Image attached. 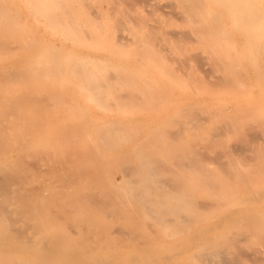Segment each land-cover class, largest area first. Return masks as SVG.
Instances as JSON below:
<instances>
[{"label": "bare ground", "instance_id": "6f19581e", "mask_svg": "<svg viewBox=\"0 0 264 264\" xmlns=\"http://www.w3.org/2000/svg\"><path fill=\"white\" fill-rule=\"evenodd\" d=\"M140 2L141 4H138L139 3L138 2L135 5H130L127 3V1L125 3V1L123 0L122 1L120 0H0V264H76L82 260L89 259V256L93 257L94 254H99L97 253V251H100L99 250L101 248L100 245L101 244L103 245V243H99V240L97 239L99 238L97 236L102 232L101 231L102 228L100 229L101 232H99L98 226L100 225L103 226L101 220L104 218L103 213H105L106 211L103 212V210H105L103 208L104 206L102 208H99L101 203L98 205L99 206L98 208L95 207L96 206L94 205L95 203L94 204L93 202L89 203L88 199L90 195L88 194L95 192L94 188H97L98 191L96 190V192L98 193H103L104 191L107 192L105 189L107 190L110 189L113 191L112 188H114L117 184L118 185L125 184L127 182V179H129L128 175L122 173L123 175L122 181L120 182L121 179L116 181V178L114 179L113 176L111 175V173L112 174L115 173L112 171L111 165L110 166L108 165L109 168L108 170L105 168L106 166L104 168L101 167V169L99 170L101 172V173L98 172L101 174L100 179L104 178L101 179L102 181H100L99 178H97L99 176H94L93 173L89 172L90 170H88L89 168L86 166L88 164L84 165L87 167L88 170V173L83 174L85 175L84 178L82 177L80 178L79 175H76L79 178L76 177L77 179H74L75 176L74 177L70 176L73 173L81 174V172L79 173L80 170L79 167L85 163L80 165L82 160L78 161V158H83V156L88 152L92 158L99 160V161L95 160L97 161V163L100 162V164L104 166L106 164V163L104 164V162L109 161L107 159L111 154L110 150L112 149L113 142L114 143L116 142L113 147L116 146L115 148H118L117 146H119L117 144L118 143L117 141H112L113 138L112 133L115 132L116 136L120 135L118 134L119 133L118 130L119 129L123 130L124 127L125 129H127L126 125H123V128H120L118 124L122 123L121 120H119V123L117 124L115 123L117 125L116 126L114 124L116 120L112 121L110 120L111 118L110 119L108 118L109 120L102 119L103 123H101V125L102 124L105 125L104 121L107 123L108 121L111 122V123L109 122L111 125L108 126L107 124L106 126L103 125L104 129H106L105 127H109V126L113 127L112 124H114V128L116 126V129L117 128L118 129L116 130L113 129L112 127L111 128L114 131L111 130L110 127L109 129H107L108 132L110 133L111 131H113L111 133L112 135L108 133L111 136L110 139L105 138L104 134H103L104 137L102 136L98 137L99 134H102L101 131L99 130L100 129L99 125H98L99 129L96 128L90 120L92 118L88 116L90 118L89 119L90 121L88 120V118H86L87 117V115H85L86 113L85 114L83 113V115L85 116L83 119L84 120L86 119L85 121H83L82 114H81L82 116L80 115L81 117L79 116L78 118V115L81 112L79 113L78 110L77 111L74 110V112L73 111L72 112L74 114L78 112V115L76 116L69 115V118L68 117L67 119L64 118L67 120L66 125L69 127L71 126L70 128L71 132L69 130L65 131L63 124H61L63 127L60 126L59 124V126L62 127L63 130L61 128H58L59 129L58 133L61 131V133L63 132V134H61L62 136L58 133L56 134V131L54 132L53 128L54 126L58 127L57 125L59 122L55 123L53 121L54 125L53 123H51V127H50L49 119L45 117L43 120L42 118L44 117L43 114L46 113V111L45 112L42 111L44 103L41 105L39 104L41 102L38 103L42 108L40 109V111L44 112L42 113V115L41 113H38L39 112L38 108L40 107L36 108L38 106L37 104L32 106V104L35 103L32 102V97L34 93L37 92V90L40 91V89L45 91L46 90L52 91L55 94L52 96H57V93L58 94L60 93V92L55 93L54 90L55 91L62 90L63 93L65 89L67 90L70 89V91L71 89L72 90L74 89L75 92L77 90L79 91L82 90L84 93L83 95H85L84 90H87L86 92H88L89 90L90 94H86L88 95L86 99L89 101H91L89 98H93L92 101L97 99L98 96L96 97L94 93L95 94L97 92L100 93V90L102 91L103 89L105 93L107 92L106 96L103 93L99 94V100L97 99L93 103L97 104V101H100V98L102 97L100 103L102 102L103 103V104L101 103L102 107L105 108L107 107L105 104L106 101L107 104L110 103L108 107L110 105L114 107L113 101L115 102L117 101L116 103L120 102L118 100L121 99L119 98L116 99L112 95L115 92L117 94L118 91L120 90L122 91L123 88L124 91H126L127 89H130V91L134 89H139V90L146 89L149 92V94H150V90L152 89L156 90V88L166 89V90L168 89L175 90L181 88V89H187L190 93L193 92L194 95H197L199 97L198 98L199 101L193 103V105L195 106H193L194 110L192 114L191 112H189V125L190 127L195 125L194 130L189 132L188 131L189 126L187 127L188 130L185 129L186 128L185 126H184L185 128L183 127L189 133H192V136L191 134H189L190 136H188V138L189 140L193 139L191 140L193 143L190 142L191 143L189 144L190 147L188 145L187 146L191 148L192 147L191 145L194 144L195 147L194 146L193 147L196 148L198 142V144H200V147L198 149L200 150L201 145L205 144L204 140L206 139L205 142H207L208 138L210 139L212 144H210L211 146L209 147H206L207 145L205 144L206 150L208 151L207 152L208 156L206 158L203 157L204 159H202L200 158L198 152L196 153L197 155L194 158L195 160L194 164L196 167L194 166L195 169L192 172L190 171V169H188L189 172L191 173L188 172L189 173L188 174L187 173L188 170H185L188 176L187 174L184 175H186L188 179L190 178L189 181L191 182L190 191L192 190V192L190 193H192V199H188L190 193L188 191L187 192L189 194L186 192L187 189L186 187H184L186 185L184 186L182 185L184 180V179L182 180V178L184 177V175L182 173H178L179 170L177 171V174H180L179 177H182L181 185L186 190L183 189L184 191L182 190L183 192L180 193L179 191L181 190L179 188L182 187H179L178 188L179 191L175 190L176 192H178V194H175L176 193L175 192L173 195H176L175 200L177 202H179L178 200H180L178 199L180 198L178 197V195L180 194L183 195L184 197L182 198L185 199L183 200V202L180 201L181 204L179 203L180 205L178 204V206L175 201L177 207L173 209L170 208V210H172L173 213L171 211L170 212L175 215L179 213H180L179 215L183 214L181 215L183 217L184 214H186V217L189 216V220L194 225V229L193 230L187 229L188 232L192 231L191 234H189L188 232L187 233L188 235H192L191 238L193 242L192 241L191 242L194 246H196L195 247L196 253L194 252L195 254L193 255V257H191L190 255L189 258L186 255L188 260H186V263L183 264H237L239 262L242 263L240 259L243 256L242 257L240 256L239 250L243 248L245 250L249 249L248 253H250V249H253L255 252H260L264 254V209H260L259 212L256 211L251 216L242 215L244 213H239L241 216H235L233 214V217L229 223L222 225L221 229H217V230L215 229L216 228L215 219L219 218L221 212H228L234 207H239L240 209V207L242 206L244 207L245 205H250V204H253L256 207L258 205L264 204V150L259 151L260 148L258 150L252 149L253 153L249 151V154L250 155L252 154V157L250 156V158L247 159L243 157V155L240 154L237 155L238 153L235 154V152H233L234 150H230V149L224 150L222 148V146H224L222 145L223 142L224 141L227 142L231 138V136L234 135V132H235V136H237L238 138L237 140L238 141L240 140L242 142L241 139L245 141L246 138L244 132L245 128L248 127L251 129H255L258 127L259 129L260 127V129L264 131V112H260L256 110L255 108H253L252 104H251L252 108L249 106L250 108L248 107L247 109H245V111H242L241 109L234 110L233 109L234 107L233 106H232L233 108L231 107L233 99L238 97H247L251 95L254 90L253 87L257 86L261 95L264 96V0H140ZM147 2L148 5L145 4ZM156 10L160 12L157 13L158 15L156 14ZM109 27L112 28L114 27V28L111 29ZM119 31L121 32L120 34H118ZM88 49L91 51H96L95 52L96 56H94L95 54L91 55V53L90 54L86 53L87 51L85 50ZM193 53L195 55L198 54V56L202 58L203 60L202 63L198 62L197 60L198 58H195ZM98 54L101 56H97ZM204 70L207 71L211 70V74L208 73L206 77L205 74L203 73ZM245 74L252 80L251 83H248L247 81H245V79H243V75ZM205 79H208L212 83L210 85H208V83L206 84L207 81H205ZM113 87H116L117 91ZM105 88H109V90L107 91V89ZM96 89H99V91H97ZM94 90L97 92H95ZM146 90H143V92L144 93L147 92ZM90 91H94V92H90ZM109 91H111V93ZM40 92L39 93L41 95H45L42 93V91ZM133 92L135 94V92H138V90H135ZM63 93L61 95H63ZM65 93L67 95H70L68 94L69 91L68 93L67 92ZM76 93L77 94L74 93L70 95L72 97L77 96L76 99L74 98L75 104L72 102V100L74 99H71L70 96L68 99L69 101H71L72 106L75 105L77 107V105H79V108L80 106L81 108H83L82 105H85V103L84 102L82 104L77 103V101L80 102V100H77V98L79 99V94L78 92ZM128 93L130 94L129 90ZM128 93L122 94V92H118V95L120 94V96L123 95L122 97H126L127 96L126 94ZM170 93L173 94V90H170L168 94ZM208 93H212L214 96L212 101L213 103L209 106L208 103L205 102L204 100V96L205 95L207 96ZM107 94L108 95L111 94V97H113L112 100L110 99V96L108 97ZM171 94L169 97L172 98ZM118 95L115 96L118 97ZM155 95H157V93L156 94L154 93L153 97ZM159 95L160 93L158 94V96ZM36 96L38 95L35 94V97ZM103 96L105 98H103ZM162 96H164V94H162L161 97ZM42 97L44 98L45 96L39 97L41 98V101L42 102L46 101V100H42ZM64 98L66 99L67 97L64 96ZM114 98L116 100H113ZM62 99L63 98L61 97L60 100ZM102 99L105 100V102L102 101ZM108 99H110L111 102H108L109 101ZM141 99H143L142 95L140 100ZM150 99L151 98L149 96V100ZM158 99L157 97L155 98V100ZM162 99L165 98L162 97ZM149 100L146 97V101L143 100L146 103H144L141 100L140 105L142 106L143 104H147V101ZM159 100H161V98ZM121 101L124 102V100ZM135 101L136 98L134 102ZM62 102L63 104H65V102L67 101L62 100ZM154 102L153 103L149 102L152 108H154V106H158V104L161 103L157 101V105L155 104L153 106L152 104H154ZM164 102L165 101H162V103ZM57 103L60 104V102ZM125 103L126 101L123 104L120 103L122 106H120V104L119 106L115 104L116 114H118L117 109L119 107L124 108V106L125 108H127L126 110L122 109L125 112L120 111L119 113L121 112L128 113L127 111L128 107L124 105ZM96 104L95 106H97ZM130 104L131 103H129V105ZM98 105L99 108H102L100 107L99 102ZM57 106L59 105L57 104ZM86 106L88 107L87 104ZM163 106L164 105H162V107ZM57 108L55 109L57 110ZM59 108L61 109V107ZM139 108L141 110V108L144 107H137L138 110ZM36 109L38 110L36 111ZM66 109L67 108L65 109L62 108L60 111L67 113V111L70 110V109L68 110ZM189 109L190 108L188 106V111H190ZM52 110L51 111L48 110V111L56 114L55 113L56 110L55 111ZM81 110L85 112L88 111L89 109H85V110L81 109ZM104 110H108V112L109 111L115 112L113 109L110 108H106ZM134 110L131 109L130 112H132L133 114ZM90 111L91 110H89V112ZM89 112L88 114H90ZM186 112L187 111H185V113ZM33 113H35V115L37 114L35 117H37V126L39 127L38 128L39 130L37 129V132L34 133L37 149L39 153L47 152L49 154V152H51L50 154H52V157H54L53 160H50L51 155L50 156L48 155L49 159L46 158L41 160V158H43L41 156L42 153L40 155L34 149L35 147L33 146V123L36 122ZM179 114L181 116V111L179 112ZM172 115L177 117V119L179 118V122L180 120L182 122L185 121L186 119V116H182L184 117V120H182L180 119L181 118L180 116L178 117L175 114L171 113V116ZM167 116L170 117V115ZM169 117L167 118L165 117V118L167 120H170ZM60 118L57 119L60 120ZM174 119H171L173 124L174 122H176V120ZM167 120L166 122L169 123V121ZM150 121H152V119H150ZM161 121H159L158 123H160ZM116 122H118V120ZM139 122L142 123L143 121H139ZM148 122L149 121L147 120V124ZM152 122H155L154 119ZM172 122L169 124H172ZM185 122L187 123V119ZM141 123H139V125ZM155 123H156L155 127L151 124H148V128L149 126H151L152 128H156V130L157 128H159L157 134L161 138L160 134L162 131L164 132V130L161 128L163 125L160 124L162 125L160 127L158 126L157 122ZM178 123H176V125ZM42 124L44 125L41 127ZM137 124H138V120H137ZM176 125H174V127H176ZM140 126H142V124ZM204 126H208L207 128L210 129L212 128V129L210 131H207L208 129L206 130ZM134 127H128L131 134L132 131L134 130ZM143 127L144 125L141 127L142 129L141 128L140 129L143 130ZM50 129L53 131L52 133L51 132L49 133ZM160 129L162 130L161 132ZM74 130L78 134L65 137L64 133L67 132L71 134L72 131ZM98 130L100 133H98ZM248 130L250 129H247V131ZM123 131H121V133ZM151 131L152 129H150V131L148 130V132L146 130L145 132L148 134ZM166 132L163 133L165 134L164 136H166ZM236 132L240 134L238 135L236 134ZM207 133L209 135H207ZM55 134L59 136H53V137L49 136ZM122 134L119 137L121 139H123L122 137L125 138L128 132L127 134H123V136ZM178 134H180V132L174 135L176 136ZM199 134L200 135L202 134L201 136L202 138L199 137ZM248 134H250V132H248ZM255 134L257 135V133ZM133 135L134 133L131 135V137ZM174 135L172 140L175 144V142L177 143V140L175 141L174 139L175 138L179 139L178 136L180 135H178L177 137H174ZM184 135L185 137L183 138L186 139L184 140L185 141L184 143L189 142L188 138H186L187 133L186 134L184 133ZM116 136H114L115 139L117 138ZM150 137L152 138V136H149V138ZM169 137L170 136H168V139ZM196 137H197V141H196ZM143 138L145 139V137ZM183 138H180L182 140L181 143L183 142ZM233 138L235 137L233 136ZM258 138L257 140H255L258 141L257 143H259ZM140 140L139 139L134 140V142H132L131 144H130L131 141L129 142V140L127 142H129V145L132 147H138L141 143H143V141ZM234 140L232 141L234 142ZM246 140L250 142L251 139L246 138ZM262 140L264 141V138ZM262 140L261 142H263ZM163 141L165 143V140ZM232 141H230L229 143H232ZM238 141L236 142L238 143ZM253 143L251 144L255 146V143L254 144ZM147 144H148L147 146H149L150 143ZM156 144L161 145V142L159 144L158 143ZM236 144L234 142V145ZM120 145L122 144L120 143ZM143 145L146 146L145 144ZM157 145H155L154 147H156ZM163 145L162 148L164 149L165 145L164 146ZM167 145L169 146L170 143H168ZM181 145L182 144H180V147ZM249 145L250 143L247 146ZM261 145H262L261 147H264L263 144ZM237 146L236 147L233 146V147L237 149ZM257 146L259 147L260 145L257 144ZM132 147L130 148L131 150H133ZM152 147L153 146H151V148ZM154 147L153 149H156ZM176 147L178 148L179 145L178 146L175 145V147H171L169 151H171ZM202 147H203L202 149L205 148L204 146ZM115 148H113V150ZM127 148L124 150L125 152ZM145 148L146 147L142 148L144 149L143 152L146 151ZM182 148L184 150L185 147L182 146ZM182 148L180 149L182 150ZM147 149H150V147ZM166 149L169 148L167 147L165 148V150ZM180 149L178 148V150ZM222 149L223 151H221ZM32 150L34 151V153L36 152L38 155L41 156L40 160H36V163L40 161L39 163L41 164V167L38 168L32 167L33 170L30 168V166L32 165L29 166L30 158L32 159L33 157L34 158L36 157L34 153L32 154ZM65 150L67 151V153ZM122 151L123 149L119 151L121 153L116 152L115 154L116 158L117 156H119L118 154L123 155L124 152L122 153ZM128 151L129 149L127 150V152ZM148 151H146L145 154H151V155L154 154L156 156L155 154L156 152L151 153L153 151L150 150ZM169 151L167 150V154ZM182 151L181 153L183 154V156L186 157L187 155H184L187 154V152L185 153L186 150H184V153ZM132 152H134V150ZM172 152H174V150ZM62 153H64L65 156L68 157L67 161L72 162L71 164H69L70 169L67 168L65 165L64 172L62 171L63 170L62 168L60 170V168L58 167H62L63 163L66 164V157L64 156L65 159L62 157H58L59 159H56L57 155ZM131 153L129 154L130 157H131ZM67 154L70 155L67 156ZM89 154H87V156H90ZM125 154L126 153H124V156ZM134 154H136L137 157L139 156V154L134 152L131 157L132 159L128 157V160H130L129 163L131 162L130 165L134 164L133 158L136 157L133 156ZM173 154H171L172 157L175 156V154L174 155ZM182 154L180 156H182ZM54 155H56V157ZM111 155L113 156L114 153H112ZM121 155L119 156L120 159L123 157ZM40 156H38L37 159H39ZM190 156L192 155L190 154ZM91 157L89 158L87 157L89 159V162ZM113 157H111V159ZM137 157L136 159H138ZM144 157L145 160L141 162L142 165H139L140 167L138 168V171L137 168L135 167V170L137 171L136 172L134 170L135 174L132 171L133 169L132 170L130 169L133 173V178L132 176H129L130 177L129 182L131 181L133 183L134 181H137L135 183H140V184L142 183V186L144 182L145 184L147 183L146 185L147 187H149V185H152L155 182V178H159L158 176L157 177L155 176L157 175L155 173V170H159V169H156V167L153 166L151 168L155 169L153 170L155 175L153 174V172H151V175H146L148 171L145 169H151L150 167L147 168V166H150V162L153 156L150 157V155H145V156L143 155V159ZM158 157H160V154L158 155ZM176 157L178 160L179 156ZM217 157L221 159V161L217 160ZM114 158L112 159V161L114 160ZM118 158L114 161L119 160ZM33 159L31 161L34 163L36 158L34 159V161ZM70 159L72 161H70ZM94 159H92L91 161H93ZM123 159L124 160L127 159L126 156L123 157L122 160ZM172 159L170 158L171 161H173ZM181 159L182 158H180V160ZM128 160L126 161L127 164H128ZM138 160L141 161L142 157L141 159L139 158ZM138 160L137 163L139 162ZM95 161L93 163L91 162L92 165L95 164ZM253 161L255 163H253ZM126 162L124 161L123 164H125ZM153 163L155 164V162H152L151 164L153 165ZM54 164H56V166H54ZM100 164L98 163V165ZM107 164L110 163L107 162ZM95 166L96 165H94L93 167ZM114 166L116 167V164ZM158 166H161L160 161ZM184 166L185 165H183V167ZM53 167L57 168L56 169L57 173L58 172L61 173L62 171L64 174L65 172L67 173L69 170H71L73 173H70L69 176L66 174L65 175L66 177L64 175L60 176L58 173L59 177H56L57 173L53 172L55 171L52 169ZM161 167L160 169L163 168ZM35 168L40 170V171L37 170L39 172L38 174L34 173ZM188 168H190V165ZM58 169L60 171H57ZM94 169L98 170L99 168L98 167L92 168L91 170L93 171ZM141 170L143 171L144 176L142 173H140L142 172ZM169 170H164L166 172L163 171V173L159 171L160 177L161 178L165 177V174H167ZM95 171L94 173L95 175H97L98 173H96L97 171L96 172ZM109 171L112 172L110 173ZM118 171H120V169ZM126 171L128 174V169ZM31 172L34 173L33 174L34 176L38 177L36 178V180L34 179V181L35 182L37 180L39 181V183L36 182L37 184L35 186L36 187L35 208L33 207L34 203L32 200L33 184L35 185V182L33 183V178L35 177L32 176ZM136 173H138V175H136ZM161 173L164 174L163 177ZM141 174H142V178H141ZM190 174H192L191 177H189ZM152 175H154L155 177H152ZM67 176L72 178L73 180L67 178ZM66 178L69 179L70 181L67 180ZM165 179H163V181ZM171 179L173 180L174 178L172 177ZM178 180L176 181L179 184L180 181ZM135 183L134 185H137ZM161 185L164 186L163 183ZM165 186L162 187L165 188V190L161 189V192L162 191L164 192L163 195L160 196L158 192H155L156 189L158 188H154L155 189L154 197L153 198L151 197L152 193L148 194V196L150 197L146 196V198L148 199V203L150 205L149 207L148 205L145 206L147 207L146 210L144 211L140 210L142 215H145L147 217V218L145 217L146 221L149 218L147 215L148 213L147 209L151 208V206L153 205L155 211L156 209L158 210V208L155 205L160 203L159 202L160 200L163 201V205H164L163 207L166 210V212L168 211L166 208H169V206L167 207L166 206L167 202H164L165 199L169 197L167 196L168 194H166L167 187ZM168 188L169 191L173 192V189L176 188V186L174 185V188L172 190L170 189L171 187L168 186ZM114 189H115L114 190L115 193L114 192L113 193L117 194L116 193L117 188ZM126 189L128 190V188ZM146 189L147 188L145 187V190ZM149 189H151V187ZM83 190L86 192H84ZM124 190L125 187L121 192H119V194L121 195L123 192V199L125 193H128V191L124 192ZM140 190L141 191L143 190L142 187H140ZM140 190L138 192H140ZM158 191H160V189ZM131 194L133 197L135 196L133 192ZM145 195H147V193L145 194L144 192H142L141 198L142 196ZM157 195L160 198H158ZM105 196L106 195L104 194L103 197ZM107 196H108V192H107ZM107 196L105 201H107ZM120 196H118L117 199L112 200V202L116 200L117 201L120 200L121 199ZM132 196L129 194V197H127L126 195V198L129 199L127 200V202L128 201L132 202L133 200H134L133 202H136ZM156 197L157 199L155 200ZM109 198L110 197H108V199ZM98 199L96 201H98ZM111 199L109 200L110 202ZM93 201H95V199ZM105 201H99V202H103V204H105V207L116 206L115 208L119 209L117 208L118 207L117 204L119 202H114L113 204L115 206L112 204V202H111V206L110 204L106 206V203L108 204V201L104 203ZM120 202L122 205L127 203L124 201H120ZM137 203L140 204V200ZM129 204L131 203L128 202V204H125L126 208H123L124 205L123 207H121L125 209V211L122 209L123 213L125 212L124 214L126 215V217H128V219L130 212L131 215L134 216V218L137 217L136 216L137 210L135 211L132 208L133 204L135 203H132L131 208L128 206ZM127 207H129L127 210L129 215L126 212ZM135 207H140V205ZM130 209H132V211H130ZM162 209H163L162 207H159V210ZM164 209L163 211H160L163 216H161V214L158 212L156 213V215L152 214L151 218L155 221L149 220L150 223L148 225L146 224V226L144 227L148 226L147 228H149V225L150 227H153L151 223L153 222L155 224L157 221L159 225V223H161L162 220L163 222L167 221L165 217L168 218L167 221L168 224H171L169 222L171 220L169 219H171L172 216L173 218H176V221L179 218L181 219L179 215L174 216L171 214L172 215L170 216L171 218L165 216L166 212L164 213L165 211ZM33 210H36L35 211L36 215H34L35 213L33 214ZM133 211L134 213H132ZM118 212L120 211L118 210ZM145 212L147 213L145 214ZM123 213L122 215H124ZM113 214L109 213V215H113ZM119 214L120 213H118V215ZM104 215L110 218V216H108L106 213ZM122 215H120V217L125 218V216L122 217ZM142 215L141 218L143 217L142 219H144V216ZM34 216L36 217L37 220V232L35 233V235H32L33 232H31V230H33L32 228H34L35 226ZM115 216H117V214ZM112 217L114 216H111L110 218V223L112 225L114 223L120 224V221L123 220L120 217H118L120 220L117 219L119 223H116L115 219L117 217L116 218L114 217L113 221H111ZM139 217H137V221H135V219H133V221L135 223L138 222L139 220H141ZM130 218L132 219V217ZM160 218H162V220ZM128 219L127 221H129ZM180 219L178 221L179 223L177 222L179 224L177 226L178 229L180 228L181 225L184 226L183 223H185L184 221H186V218L184 221H180ZM104 220H107L106 222L108 224L109 222L108 219H104ZM125 220L126 218L124 219V221ZM32 221L34 222V224H32ZM130 222L132 221L130 220ZM173 222L175 223V221ZM135 223L133 222L132 224L130 223L132 228L137 224ZM140 223H142V221H140ZM115 224L113 226H115ZM130 224L127 225L128 227H126V224L124 225V223L123 225H119V226L120 228L122 226H125L126 228H131ZM142 225H144V223L141 224V227L140 224L139 225L137 224V226L135 227L139 226L138 228H140L141 231L142 230L146 231L144 233L145 235H149L152 233V236L149 235V237L155 236V234H153V231L151 232L153 228L152 229L149 228L150 229L149 230L147 228L142 227ZM162 226H163L162 230H164L166 224L165 226L164 225ZM171 226L173 227V224H171ZM171 226H169L168 229L166 228L167 231H169V228ZM183 226L182 228L184 229L185 226L184 227ZM107 228H109V233L113 234V231L110 230V227ZM126 228H124V231L127 230ZM158 228L161 229L162 227L159 226ZM187 228H189V226H187ZM87 229H89V231H87ZM131 229H129L126 232H129ZM166 229L163 232H166ZM173 229H175V226L171 229V231ZM135 230L137 229L136 228L132 229V231H130L131 232L130 235L132 234V232L133 234L136 232L135 235H137V231ZM147 230L150 231L151 233L147 234L148 233ZM180 230H177V232L176 230H174L175 232L172 231L173 233H171L170 231L169 233L172 234V235L170 234L171 236L168 234V232L164 234L169 237H173L178 233L180 235L181 234ZM103 231L107 233V235H109L108 230L106 228H104ZM116 231H114L115 235H117L116 233L118 232ZM126 232H125L126 234L125 236H127V234L129 235V233ZM210 232H216L213 234L215 236L209 237L208 234ZM120 233L118 234V236L122 235L123 240L122 241L119 240L120 237L119 236L117 237L118 241H121L122 243L126 242L127 240H124L125 239L124 235ZM141 233L138 236H142L143 234L141 235ZM157 233L160 234L159 230L157 231ZM89 234H93V235L95 234L97 237L96 238L94 235L95 240L97 239L95 241L91 237L93 235L90 236L92 239L90 240L92 242H95L92 243L93 246L94 244L96 246L98 241L100 247L97 246L99 248L98 250L96 248L97 251H95V249L94 251H92L89 250L90 248L84 249L80 247L81 246L80 244H82L83 242L77 243V240H79L81 236L85 238H89L88 237ZM159 234L158 236H160ZM131 236H127V237H131ZM110 239L112 241L114 240V238L112 239L111 237ZM130 239L132 240H130L129 242L131 241L133 242L134 240L133 236ZM86 240L88 241V239ZM104 240L105 242H107L106 238ZM141 241L144 242L143 239ZM75 242L80 246L78 245L77 247V244ZM152 242L155 243L154 241ZM178 243L176 241V245ZM73 244H76L75 245L76 247L75 246L73 247ZM169 245L170 248H174V246H171L172 244ZM112 246H113L112 248H115L114 247L115 244H113ZM181 249L183 248H180L179 251L178 249L175 250L176 253L177 251L178 253H180ZM115 250L113 249L112 251L114 252ZM175 251L173 253H175ZM145 252L146 251H144L143 254L144 256L142 255V257H146ZM106 253H110V252H106ZM134 253L135 252L131 253L133 256L128 257L130 262L137 261L139 259V257ZM173 253L172 255L170 253V255L165 254V256H161V257L164 260H168L167 258H169L170 256L175 257ZM248 253L245 252V254ZM107 255L108 254L106 255L104 254V256L108 258L109 256ZM168 255L169 257H166ZM105 257L104 258L100 257V259L103 258L105 259L103 261H107ZM163 257H166V259ZM152 258L157 259L154 256H152ZM91 259L97 260L95 257ZM100 259L99 261L101 263L102 259L101 260ZM243 260L244 261L247 260L246 257ZM103 264H114V263L105 262ZM129 264H134V263H129Z\"/></svg>", "mask_w": 264, "mask_h": 264}, {"label": "rangeland", "instance_id": "374dc122", "mask_svg": "<svg viewBox=\"0 0 264 264\" xmlns=\"http://www.w3.org/2000/svg\"><path fill=\"white\" fill-rule=\"evenodd\" d=\"M120 1H122V0H120ZM123 1H125V3H126V1H127V3L130 4V5H135V4H137L138 2H139L138 4H141L140 0H123ZM145 4L148 5V2L145 3ZM157 13H160V12H159L158 10H156V14H157ZM156 14H155V15H156ZM114 15H115V14H114ZM157 15H158V14H157ZM109 28L113 29L114 27H113V28H112V27H109ZM117 32H118V30H117ZM120 33H121V32L119 31L118 34H120ZM85 51H87L86 53H88V54L91 53V55L95 54V52H96V51H91V50H89V49H88V50H85ZM195 52H196V51H195ZM193 55H194L195 58H198V59H197L198 62L202 63L203 60H202V58H201L200 56H198V54L195 55V54L193 53ZM94 56H96V54H95ZM97 56H101V55L98 54ZM203 73H204L205 76H206V75H208V73L211 74V70H208V71H207V70H204ZM206 77H207V76H206ZM243 79H245V81H247L248 83H251V81H252V80H251L246 74L243 75ZM205 81H207L206 84L208 83V85H210V84L212 83V82H210L208 79H205ZM117 87H118V86H117ZM113 88L116 90V87H113ZM113 88H112V90H113ZM208 88H209V87H208ZM253 88H254V90H253V93H252L251 95H249V96H247V97H238V98L233 99V100H232L231 107L233 106L234 108H233V107H232V108H233L234 110H235V109H239V110L241 109L242 111H245V109H247L249 106H250L251 108H252V106H253V108H255L256 110H258V111H260V112H264V96L261 95V93H260V91H259V89H258L257 86H256V87H253ZM105 89H107V91L109 90V88H105ZM123 89H124V88H123ZM123 89H122V91L119 89L120 91H118V92H122V94H124V93H128V90H129L130 94H129V93L126 94L129 98H128L127 96H126V97H122L123 95L120 96L121 93L118 95V92H117V94H116V92H115L112 96L115 97L116 99L119 98V99H121V100H124V102L126 101V103H125L124 105H126V107H128V110H127L128 113H122V112L119 113L120 111H123L122 109H124V110L127 109V108H125L124 105H123L124 108H122V107H121V108H120V107L118 108V107H117V106H119L120 103H121V104L124 103V102L121 101V100H118V101H120V102H118V103H116L117 101H116V102L113 101L114 107H112V105H110V106L108 107V105H109L110 103L107 104V103H106L107 101L105 102V100L102 99V101H104L105 104H106V106H107L106 108L113 109L115 112H113V111H111V112L109 111V112H108L109 109H108V110H104V109H106V108H105V107H102V104H103L102 102H101L102 104L100 103L102 97L100 98V101H97V104L95 103V104L97 105V106H95V104H94L93 102H94L95 100H97V99L99 100V94H102V93H103V94H105V96H106V93H107V92L105 93V91H104L103 89H102V91L100 90V93L97 92V91H99V89H96L97 91L94 90L95 92H97L96 94L94 93V95H96V97L98 96V98L95 99V98H96V97H95V98H94L95 100H93V101H92L93 98H89L91 101H89V100L86 99V97L88 96V95H86V94H90V93H89V90H88V92H86L87 90H84L86 96L83 95L84 93H83L82 90H80V91L77 90V91H76V92H78V94H79V99L77 98V100H80V102L77 101V103H80V104H82L83 102L85 103V105H82L83 108H81V106H80V108H81V109H84V110H85V109H89V110H91L90 112H89V110L84 112L83 110H81V109L79 108V105H77V107H76L75 105L72 106V103H71V101H69L68 98H69V96H70L71 94H74V93L77 94V93L75 92L74 89H73L74 91L71 89V91H73L74 93L71 92L70 89H69V90L65 89L66 91L64 90V93L62 92V90H61V91H55V90H54L55 93H56V92H60L59 94L57 93V96H52V95H55L52 91H49V90H46V91H45V90L40 89V91H42V93L45 94V95H41V94H40L41 92H40L39 90H37V92L39 91L40 93H39V92H38V93H37V92L34 93V95H33V97H32V102H33V103L35 102V103L32 104V106L37 104L38 106H37L36 108H38V107H40L41 104L44 103V105H43V109L40 107V108H38L39 110L36 109V111L38 110V111H39L38 113H41V115H42V113H44L45 111H46L47 114L49 113L48 116H47L46 113H44V114H43L44 117H42V118H43V120H44L45 117L49 119L50 127H51V123H53V125H54V122H55V123H58V122H59L58 125H57L58 127H55V126H54V128H53L54 130L51 128L54 132L56 131V134H57L58 131H59L58 128H61V129H62L63 126H64L65 131H67V130L70 131L71 126L69 127V126L66 125V122H67L66 119H67V117L69 118V115H70V116H71V115H74V116L78 115V112H79V113L81 112V113L78 115V118H79V116H80L81 114L83 115V113H84V114L86 113V114H85V115H87L86 118H88V120H89L90 118H92V119H90V120H91V122L94 124V126H95L96 128H98V125H99V128H100V129H99V128H98V129L101 131L102 134H99L98 137H100V136L104 137V136H105V138L110 139V138H111L110 134L114 131L113 129H116V126H117L116 124L119 123V120H121V122L123 123V124H122V123H119V124H118L120 128H123V125H126V128H127V129H125V127L123 128V130L125 131V133H124V131L121 130V129H119L120 131L118 130V132H119L118 134H120V135H121L122 133H123V134H127V132H128V134H127L126 136L124 135L125 138H124V137H122L123 139L119 138L120 135L116 136L115 132L112 133L113 135L111 134V135L113 136L112 141H117V142H118L117 144H118L119 146H117L118 148H115L116 146H115V147H113V146H114V144H115L116 142H115V143L113 142V145H112V143H111V145H112V149H111L110 151H111V154L114 153L113 156H114L115 158L110 154V156H109L108 159H107V160H109V161L104 162V164L106 163L104 166H102V164H100V162H98V163L100 164V165H98L97 161H99V160H98V159H94V158H92L91 155H90L89 152H88V153L85 154L86 156H85V155L83 156V158H84V157H85V158H87V157H88V158L91 157V158H90V162H89V159H88V158H87L88 160L85 159V158H84V159H83V158H78V161H79V160H80V161L82 160L81 163H80V165L83 164V163H85V164L81 165V166H83V167H85V168H83V167H81V166L79 165V166H80L79 168H80V170H81V171L79 170V173L81 172V174H74L71 170H69L67 173L65 172V173L63 174L65 165H66L67 168L70 169L69 164H71L72 162L67 161V158H68V157H66L65 154L62 153V154H58L56 159H59L58 157H62V158H64V156H65V157H66V164L63 163L62 167H58V168H60V170H61V168L63 169V170H62L63 172L61 171V173H60V172H58V173H59L60 176H61V175H64V176H65L66 174L69 176L70 173H73V174H71L70 176H73V177L75 176L74 179H77V178H79V177H80V178H81V177L84 178L85 175H83V174L88 173V170H90L89 172L93 173L94 176H99V177H97V178H99V180L102 181L101 179H104V178H101V179H100V176H101L100 173H101V172H100L99 170L101 169V167L104 168L105 166H106L105 168L108 170V169H109V168H108V165H109V166L111 165L112 171L115 172V173L112 174V173H111L112 171H111V172L109 171V172L111 173V175L113 176L114 179L116 178V181L119 180V179H121L120 182L122 181V179H123V177H122V176H123L122 173L125 174V175H128V178H129V179H127V182H128V183H127V182H126V183L124 182L125 184H119V185L117 184V185L114 187V188H117V189H116V193H117V194H114V193H115V192H114V190H115L114 188H112L113 191L110 190V189H108V190H110V191H108L107 189H105V190L108 192V196H107V192L104 191L103 193H98V192H96L97 188H94V191H95V192L92 191L93 193L88 194V195H90L88 201H89V203H91V202H93V204L95 203L94 205H96V206H95L96 208H98V207H99L98 205L101 203L102 206H101V204H100V207H99V208H102V207L104 206L103 208H104L105 210H103V212L106 211L105 213H106L108 216H110V218H111V216H114L115 218L117 217V218L115 219V220H116V223H119L118 220H120V219H119L118 217H120V215H122L123 210L125 211V209H123V208H126L125 204H128V202L131 203V204L128 205V206L131 208V207H132V206H131L132 203H135V204H133V207H132V208H133V210H135V211L137 210L138 213L136 212V216H137V217L140 216L139 218L141 219V220H139V221L136 222V223H137L138 225L140 224V227H141V224L144 223V225H142V227H144V226H146V224L148 225V224L150 223L149 220L155 221V220H153V219L151 218L152 214L156 215L157 212L161 214L160 211H163V209H164V207H163L164 205H163V201H162V200L159 201L160 203H158L157 205H155V206L158 208V210H159V207H162V208H163L162 210H159V211H158V210L156 209V211H155V209H154V207H153V205H152L151 208H148V209H147V210H148V211H147L148 213L145 212V214L147 213L148 217L150 218V219L148 218L147 221H146V219H145L146 216H145V215H142V213H141L142 210H143V211L146 210V208H147V207H145L146 205H148V207H149V205H150V204L148 203V199L146 198V196H148L149 193H152L151 197L153 198L155 192H158V193L160 194V196L163 195L164 192H163V191L161 192V189H164V190H165V188H162V187L165 186V184H166L165 187H167V188H166V194H168L167 196H169V197H167L168 199H167V198H166V199L164 198V199H165L164 202H167V203H166V206H167V207L169 206V208H166V209L168 210L167 212H166V210L164 209V210H165L164 213L166 212V213H165V216H168V217H170V216H172V215H174V216H178V215L180 214V213L177 214V215L172 214L173 212H172V210H170V208L173 209V208L177 207L178 204L180 203V201L183 202V200H184L185 198L183 199L182 197H184V196L180 194V195H178V197H180V198L177 197V198L180 199V200L177 199V200L179 201V202H177V201L175 200V199H176V195H173V194H174L176 191H179V190H178L179 187H182V188H179V189L181 190V191H179L180 193H182V192H183L184 190H186V189H187L186 192H187V191H188L189 193L192 192V190L190 191V189H191V187H190V186H191V182L189 181L190 178L188 179L187 176H188V174L191 173V172L195 169V167H196L195 164H194V163H195L194 158L196 157V155H197L196 153H197V152H198L200 158H202V159L206 158V157L208 156V155H207V152H208V151L206 150V147L211 146L210 144H212V142H211L210 139L208 138V141H207V142H205L206 139L204 140V143L207 145L206 147H205V144L203 143L204 145H201V149L199 150L198 148L200 147V144H198V142H197V147H196V148H194V147H195L194 144L191 145V146H192L191 148H193V149L189 148V147H190L189 144L193 143V142L191 141V140H193V139L189 140V138H188V136H190L189 134H191V136H192V133H189V132H190V131H193V130H194V126H195V125H193V126H191V127H192V128H191L190 125H189V112H191V114H192V112H193V110H194V107H193V106H195V105H193V103H196V101H197V102L199 101V99H198L199 97H198L197 95H194L193 92L190 93L187 89H181V88H180V89H175V90H174V89H168V90H166V89H157V88H156V90H153V89L150 90V89H148V90H150V94H149V92H148L146 89H143V90H146V91H147V92H145V93H144L143 90H141V89H140V90H139V89H134V90H132V91H130V89H127V90L125 89L127 92L124 91ZM135 90H138V92H135V94H137V95H135L134 92H133V91H135ZM162 90H163V91H162ZM164 90H165V91H164ZM170 90H173V94L170 93L171 96H172V98L169 97L170 94H168ZM68 91H69V93H68ZM94 91H90V92H94ZM103 91H104V92H103ZM116 91H117V90H116ZM160 91L163 92V93H161ZM183 91H184V93H183ZM46 92L48 93V95H47ZM65 92H67V93L70 94V95H67ZM109 92L111 93V91H109ZM113 92H114V91H113ZM123 92H124V93H123ZM131 92H132V93H131ZM141 92H142V94H141ZM257 92H258V93H257ZM51 93H52V94H51ZM62 93H63V95H61ZM154 93H155V94L157 93V95H155V96L157 97V99H158L159 96H160L161 100H159L160 98H159L158 100H155L156 97H155V96H154L155 98L153 97ZM159 93H160V95L158 96ZM35 94L38 95V96L35 97ZM97 94H98V95H97ZM131 94H133V95H135V96H133V95H131ZM139 94H140V95H139ZM144 94H145V96H144ZM162 94H164V96H162V97H164L165 99H162V97H161ZM176 94H177V96H176ZM183 94H184V95H183ZM190 94H191V95H190ZM39 95H40V96H45L46 98H45V97H44V98L42 97V100H46V101H43V102H42V101H41V98H39V97H40ZM107 95H108V94H107ZM115 95H116V96L118 95V97H116ZM138 95H139V96H138ZM141 95H142V97H143V99H141L142 101H143V100L146 101V97H147V99L149 100V96H150V98H151L150 100H153V101H150V100H149V101H147V104H143V103H142L144 106H143V105L141 106V105H140V104H141V100H140ZM208 95H209V96H208ZM58 96H59L60 98H59ZM64 96H66L67 98L65 99ZM81 96H84V97H81ZM100 96H101V95H100ZM109 96H110V99L112 100L113 97H111V94H109L108 97H109ZM119 96H120L121 98H120ZM137 96H138V97H137ZM151 96H152V97H151ZM184 96H185V97H184ZM34 97H35V100H34ZM37 97H38V98H37ZM54 97H55V98H54ZM61 97L63 98L62 100H66V101H67V102H65V104H63L62 100H60ZM70 97H71V99H74V98L76 99L77 96H76V97H74V96H73V97L70 96ZM131 97H132L133 99H132ZM166 97H167V98H166ZM168 97H169V98H168ZM175 97H176V98H175ZM182 97H183V98H182ZM103 98H105V97L103 96ZM115 98H114L113 100H116ZM135 98H136V101L134 102ZM144 98H145V99H144ZM152 98H154V99H152ZM213 98H214V96H213L212 93H208L207 96H206V95L204 96V100H205V102L208 103V106L211 105V104L213 103V102H212V101H213ZM38 99H39V100H38ZM49 99H50V100H49ZM58 99H59V101H58ZM75 99L72 100V102H73L74 104H75ZM81 99H82V100H81ZM106 99H107V98H106ZM110 99H108V100H109L108 102H111ZM171 99H172V101H171ZM188 99H189V101H192V102H189ZM33 100H34V101H33ZM55 100H56L57 102H60V104L57 103ZM154 100H155L156 103L154 102ZM194 100H195V102H194ZM145 101H143V102L146 103ZM157 101H159V102H161V103L158 102V103H159L158 106H154L155 104L157 105ZM162 101H165V102L162 103ZM175 101H176V102H175ZM36 102H37V103H36ZM39 102H41V103H39ZM45 102H46V104H45ZM51 102H52V103H51ZM61 102H62V104H61ZM98 102H99V104H100V107H102V108H99ZM128 102L131 103V104L129 105ZM136 102H137V103H136ZM139 102H140V103H139ZM149 102H150V103H151V102H152V103L154 102V104H152V105L154 106V108H152V106L149 104ZM38 103H39L40 105H39ZM50 103H51V104H50ZM56 103H57L59 106H57ZM77 103H76V104H77ZM89 103L91 104V106H90ZM186 103H187V104H186ZM47 104H48V105H47ZM68 104H69L70 106H69ZM86 104L88 105V107L86 106ZM115 104H117L116 107L118 108V109H117L118 114H116ZM121 104H120V106H122ZM148 104H149L150 106H149ZM251 104H252V106H251ZM45 105H46V106H45ZM50 105L52 106V108H51ZM64 105H65V106H64ZM67 105H68V106H67ZM127 105H128V106H127ZM147 105H148V108H147ZM162 105H164V106L162 107ZM183 105L186 106V107H184ZM44 106H45L47 109H46ZM47 106H48L50 109H49ZM53 106H55V107H53ZM85 106H86L87 108H86ZM104 106H105V105H104ZM136 106H137V107H144L145 110H144V108H141V110H140V108H139V110H138ZM188 106H189V108H190V109H189L190 111H188ZM57 107H58V108H57ZM59 107H61V109H62V108H64V109L67 108L66 110H68V109H70V110L67 111V113H66V112L64 113L63 111H60L61 109H60ZM70 107H71V108H70ZM91 107H92V108H91ZM134 107H135V108H134ZM250 107H249V108H250ZM34 108H35V106H34ZM44 108H45V110H44ZM53 108H54V109H53ZM55 108H57V110H56ZM103 108H104V109H103ZM146 108H147V111H146ZM150 108H152L153 110L150 109ZM40 109H42V111H44V112L40 111ZM52 109H53V110H52ZM101 109H102V110H101ZM120 109H121V110H120ZM131 109H133V110L135 109V110L133 111V114H132V112H130ZM136 109H137V110H136ZM166 109H169V110H166ZM171 109H172V110H171ZM179 109H180V110H179ZM186 109H187V110H186ZM191 109H192V110H191ZM32 110H33V107H32ZM48 110H50V111H51V110H52V111H55V110H56V112H55L56 114L51 113V112H49ZM58 110H59V111H58ZM74 110H76V111L78 110V112H77L76 114H74V113H73ZM118 110H119V111H118ZM143 110H144V111H143ZM174 110H175V111H174ZM34 111H35V110H34ZM70 111H71V114H70ZM72 111H73V112H72ZM127 111H126V112H127ZM173 111H174V112H173ZM180 111H181V116H180V114H179ZM185 111H187V112L185 113ZM88 112H89L91 115L88 114ZM112 112H113V113H112ZM123 112H125V111H123ZM134 112H135L136 114H135ZM182 112L185 113V114H183ZM171 113H172V114H175V115L178 116V117L180 116V117H181L180 119H182V120H184V117H182V116H186L187 123L185 122L186 119H185V121H182V122H181V120H180V122H179V118L177 119V117H175L174 115H172V116L175 118V119H174V118L171 116ZM107 114H108V115H107ZM112 114H113V115H112ZM36 115H37V114H36ZM36 115H35V113H33V116H34V117H35ZM50 115H51V116H50ZM52 115H53V116H52ZM56 115H57V116H56ZM82 115H81V116H82ZM167 115H170V117L167 116ZM81 116H80V117H81ZM88 116H89L90 118H89ZM111 116H112V117H111ZM55 117H56V118H55ZM60 117H63V118H60ZM84 117H85V116L83 115V116H82V120H83V121L86 120V119H85V120L83 119ZM97 117H98L99 119H98ZM165 117H166V118L169 117L170 120H167ZM171 117H172V118H171ZM57 118H60V120H58ZM64 118H66V119H64ZM78 118H77V120H78ZM100 118H101V119H100ZM108 118H109V119L111 118L110 120H112V121H115V120L117 121V120H118V122H116V121L114 122V124L116 123V124H115V125H116L115 128H114V124H112L113 127L111 126L113 129L109 126V127L111 128V130H113V131H111V133L108 132V130H107V129H109V127H105L106 129H104V126H106V124H107V126H108V125H111V124H110V123H111L110 121H108V123L110 122L109 124H108L107 122L104 121L105 125H104V124L101 125V123H103L102 119H104V120H109ZM162 118H163V120H162ZM52 119H53V120H52ZM55 119H56V120H55ZM150 119H152V121H153V119H154V121L157 122L158 126H160V127L163 125L161 128L164 130V132L160 129V132H161V131H162V132H161V134H160V133H159V134L161 135V138H164V137H165L164 139H161L160 136L157 134V133H158L157 131L159 130V128H157V130H156V128H152L151 126H149V128H148V124H151V125H153L154 127L156 126V123L150 121ZM171 119L176 120V122H174V124H173V122L171 121ZM88 120H87V121H88ZM90 120H89V121H90ZM128 120H129V122H128ZM130 120H131V122H130ZM137 120H138V124H137ZM145 120H146V121H145ZM147 120L149 121L148 124H147ZM161 120H162V121H161ZM164 120H165V122H164ZM166 120L169 121V123L172 122V124H169L168 122H166ZM33 121H34V120H33ZM53 121H54V122H53ZM83 121H82V122H83ZM101 121H102V122H101ZM139 121H143V122L141 123V122H139ZM159 121H161V122L158 123ZM170 121H171V122H170ZM35 122H36V123H33V146L35 147L34 149L36 150V152L39 153V151H38V149H37V145H36L35 135H34V133L37 132V129L39 128V127L37 126V117H35ZM127 122H128V123H127ZM162 122H164V123H162ZM178 122H179V123H178ZM99 123H100V124H99ZM112 123H113V122H112ZM139 123H141L142 126L144 125L143 130H141V129H142V128H141L142 126H140L141 124L139 125ZM176 123H178V124L176 125ZM183 123H184V124H183ZM59 124H60V126H62L61 124H63V126L60 127ZM120 124H121V125H120ZM136 124H137V125H136ZM160 124H162V125H160ZM166 124H167V125H166ZM43 125H44V124H42L41 127H42ZM55 125H56V124H55ZM103 125H104V126H103ZM131 125H132V126H131ZM174 125H176V127H174ZM102 126H103V127H102ZM121 126H122V127H121ZM134 126H135V127H134ZM137 126H139V127H137ZM145 126H146V127H145ZM180 126L182 127V129H181ZM184 126H185L186 128H185ZM188 126H189V127H188ZM209 126H211V125H209ZM128 127H134V130L132 131V134H133V133H134V135L136 134L135 136L133 135V136L131 137L132 134L130 133ZM171 127H173V128H171ZM183 127H184L185 129H187V130H188V128H189V130H188L189 132H188L187 130H185ZM187 127H188V128H187ZM207 127H208V126H204V128H206V130L208 129L207 131H210V130L212 129V128L210 129V128H207ZM138 128H139V129L141 128V129L139 130ZM147 128H148V129H147ZM164 128H166L167 130L164 129ZM175 128L178 129V130H176ZM179 128H180V129H179ZM190 128H191V129H190ZM202 128H203V127H202ZM204 128H203V129H204ZM43 129H44V128H43ZM51 129H50L49 133H50V132H51V133L53 132ZM81 129H82V128H81ZM117 129H118V128H117ZM117 129H116V130H117ZM132 129H133V128H132ZM136 129H137V130H136ZM150 129H152V131H151L150 133L147 134L145 131L147 130V132H148V130L150 131ZM153 129H155V130H153ZM183 129H184L185 131H184ZM247 129H250V130L247 131ZM38 130H39V129H38ZM62 130H63V129H62ZM99 130H98V133H100ZM116 130H115V131H116ZM138 130H139V131H138ZM165 130H166L167 132H166ZM172 130H173V131H172ZM175 130H176V132H175ZM180 130H181V131H180ZM65 131H64V132H65ZM109 131H110V130H109ZM121 131H123V132L121 133ZM178 131L180 132V134H178V135H180V136H178V135L175 136L174 134L179 133ZM182 131H184V132H182ZM252 131H254L255 133H257V135H256L254 132H252ZM42 132H43V131H42ZM70 132H71V131H70ZM73 132H74V133H73ZM165 132H166V136H164L165 134H163V133H165ZM168 132H169L170 135L168 134ZM174 132H175V133H174ZM244 132H245V137L248 138V139H251L250 142H249L248 140H246V138H245V141H244L243 139H241L242 142H241L240 140L238 141V140H237L238 138H237V136H235V132H234V135H232L231 138H230L227 142H225V141L223 142L222 145H224V146H222V145H221V146H222V148H223L224 150H229V149H230V150H234L233 152H235V154L238 153L237 155L240 154V155H243V157L249 159L250 156L252 157V154H251V155L249 154V151H251V152L253 153L252 149H253V150H255V149L258 150V149L260 148L259 151L264 150V149H263L264 147H261V146H262L261 144H263V146H264V141L262 140V139L264 138V131H263L262 129H260V127H259V129H258V127L255 128V129H251V128H248V127H247V128L244 129ZM248 132H250V134H248ZM108 133H110V134H108ZM116 133H117V132H116ZM182 133H183V134H182ZM184 133H185V134L187 133L186 138H188V141H189V142L184 143V142H185L184 140H186L185 138H183V137H185ZM208 133H209V132H208ZM208 133H207V135H209ZM251 133H252V134H251ZM259 133H261L262 135L259 134ZM53 134H54V133H53ZM56 134H55V135H49V136H50V137H53V136H59V135H56ZM58 134L61 135V134H63V132L61 133V131H60ZM68 134H69V135H68ZM76 134H78V133H77L75 130L72 131L71 134H70V133H67V132L64 133L65 137H66V136H73V135H76ZM103 134H104V136H103ZM123 134H122V136H123ZM129 134H131V135H129ZM181 134H182L183 136H182ZM236 134H238V132H236ZM239 134H240V133H239ZM239 134H238V135H239ZM162 135H163V136H162ZM167 135L170 136L169 139H168V136H167ZM173 135H174V137H177V136H178L179 139H177V138L174 139L175 141L177 140V143H178V144H177L176 142H175V144H174V142H173V140H172ZM42 136H43V135H42ZM61 136H62V135H61ZM114 136L117 137V138H116L117 140L115 139ZM149 136H152V138H151V137L149 138ZM154 136H155V137H154ZM158 136H159V137H158ZM201 136H202V134H201V135L199 134V137H200V138H202ZM205 136H206V135H205ZM233 136H234L235 138H233ZM254 136H255V137H254ZM256 136H257V137H256ZM259 136H260L262 139H261ZM108 137H109V138H108ZM143 137H145V139H144ZM208 137H209V136H208ZM250 137H252L254 140H253L252 138H250ZM258 137H259V138H258ZM118 138H119L120 140H119ZM142 138H143V139H142ZM158 138H159V139H158ZM166 138H167V139H166ZM180 138H183V142H182V143H181L182 140H181ZM191 138H194V137H191ZM232 138H233V139H232ZM255 138H256V139H255ZM257 138H258V140H259V143H257L258 141H255V140H257ZM124 139H126V140H124ZM138 139H139V140L141 139V140L143 141V143H141L142 145L140 144L138 147H132V146L129 145V142H130V141H131V142H130V144H131L132 142H134V140H138ZM147 139H148V140H147ZM153 139H154V140H153ZM231 139H232V140L235 139V140H234L235 144L237 143L236 141H238V143H237L236 145H234V142H233ZM128 140H129V142H127ZM141 140H140V141H141ZM163 140H165V143L169 141V142H168V143H170L169 146L167 145L168 143H166V145H167V147H168L169 149H166V150H165V148H167V147H166V145H165V143H164ZM167 140H168V141H167ZM171 140H172V141H171ZM178 140H179V141H178ZM261 140H262L263 142H261ZM121 141H122V142H121ZM151 141H152V142H151ZM155 141H156V142H155ZM170 141H171V142H170ZM196 141H197V137H196ZM198 141H199V140H198ZM230 141H232V143H229ZM154 142H155V143H154ZM160 142H161V145L159 144ZM172 142H173V143H172ZM190 142H191V143H190ZM210 142H211V143H210ZM246 142H247V143H246ZM253 142L255 143V146L251 144V143H253ZM120 143H121L122 145H120ZM147 143H150L149 146H147V145H148ZM152 143H154V144H152ZM156 143H158L159 145H157ZM162 143H163L165 146H164ZM187 143H188V144H187ZM226 143H227V144H226ZM228 143H229L231 146H230ZM242 143H243V144H242ZM249 143H250V145L247 146ZM254 143H253V144H254ZM256 143L259 144L260 146L258 147ZM143 144H145L146 146H144ZM171 144H172V145H171ZM180 144H182L181 147H180ZM184 144H185V145H184ZM208 144H209V145H208ZM246 144H247V145H246ZM150 145L153 146V147H154L155 145H157L156 147H154V148H156V149H153V147L151 148ZM162 145L165 147L164 149L162 148ZM173 145H174V146H173ZM175 145H176V146L179 145V147H178L179 149L182 148V146L185 147L184 150H186L185 153L187 152V154H184V155H187V156L185 157V156H183V154L181 153V151L183 150V148H182V150L180 149L181 151L178 150L177 147H176L177 150H176V148H174V149H172L171 151H169V150L171 149V147H175ZM187 145H188L189 147H188ZM198 145H199V146H198ZM228 145H229V147H228ZM237 145H238V146H237ZM239 145H241V146H239ZM121 146H124V147H121ZM128 146H129V147H128ZM193 146H194V147H193ZM202 146H204L205 148L202 149V148H203ZM233 146H235V147L237 146V149H236L235 147H233ZM242 146H243V147H242ZM250 146H251V147H250ZM252 146H253V148H252ZM256 146H257V147H256ZM127 147H128V148H127ZM131 147H132V149L134 150L135 153L139 154L138 157L136 156V154H134V155H133L134 157L136 156L138 159H139V158L141 159V157H142V160H141V161L138 160V159H136V157L133 158V159H134V162L131 160L135 165H134V164L130 165L131 162L129 163L130 160H128V157H130L129 154L133 151V150L130 149ZM144 147H146V148H145L146 151H148V150L153 151V152H151V153H155V152H156V153H155L156 156H155L154 154H153V155H151V154H145L146 151L143 152L144 149H142V148H144ZM149 147H150V149H147V148H149ZM224 147H225V148H224ZM249 147H250V149H249ZM113 148H115V149L113 150ZM126 148H127V150L129 149L128 152H127V150H126V152L124 151ZM138 148H139V149H138ZM140 148H141V149H140ZM226 148H227V149H226ZM231 148H232V149H231ZM233 148H234V149H233ZM245 148H246V149H245ZM32 149H33V148H32ZM34 149H33V150H34ZM70 149H71V148H70ZM122 149H123L122 153H123V152L126 153L125 156H126L127 159H125V160L123 159V160H122V158L125 157V156H124V153H123V155L117 153L119 156L121 155V156H123V157L120 159V157L117 156V158L119 157V158H118L119 160L114 161V160L117 159L116 156H115L116 152H119V151L122 150ZM188 149H189V150H188ZM223 149H222L221 151H223ZM33 150H32V154H33L34 151H35V150H34V151H33ZM141 150H142V151H141ZM157 150H158V152H157ZM163 150H164V151H163ZM167 150L169 151V152H168L169 155L167 154ZM173 150H174V152H172ZM184 150L182 151L183 153H184ZM193 150H194V151H193ZM201 150H202V151H201ZM205 150H206V151H205ZM238 150H239V152H238ZM243 150H244L245 152H247V150H248V152L245 153ZM65 151H66V150H65ZM130 151H131V152H130ZM138 151H140V152H138ZM165 151H166V153H165ZM176 151H177L178 153H177ZM192 151H193L194 153H193ZM221 151H218V152H221ZM240 151H241V153H240ZM36 152L34 153V155H36V157H35L36 159L33 157V158L35 159V162L33 163V162L31 161L33 158H32V159L30 158V160H29V166L32 165V166H30L31 169H32V167H33V168H34V167H37V168H38V167H41V164L39 163L40 161H39V162L37 161L38 163H36V160H40L41 156L43 157V158H41V160L46 159V158L49 159V156H50V155H51V157H52V154H50L51 152H49V154H48L47 152H40V153H39L40 155H41V153H42L41 156L38 155ZM129 152H130V153H129ZM134 152L131 153V157H132V154H133ZM142 152H143V153H142ZM148 152H149V151H148ZM148 152H147V153H148ZM163 152H164V154H163ZM190 152H192V153L194 154V156H193V154L190 153ZM202 152H203V153H202ZM254 152H255V151H254ZM43 153H44V154H43ZM66 153H67V151H66ZM119 153H121V152H119ZM149 153H150V152H149ZM173 153L175 154V156L172 157L171 154H173ZM189 153H190L192 156H190ZM205 153H206V155H205ZM63 154H64V155H63ZM87 154H89L90 156H87ZM140 154H141V155H140ZM142 154H143L144 156H145V155H150V157H151V156L156 157V158H153V157H152L151 162H150V166H147V168H149V167L151 168V167L154 166V167H156V169H159V170H155L154 168H151V169H145V170L148 171L147 173L145 172L146 175H151V172H153V170H155V173H156L157 175H155L154 172H153V174H154L156 177L158 176L159 178H155V182H154L155 184L153 183L154 185H153V184H152V185H149V187H147V185H146L147 183L145 184V183L143 182V186H144V188H143V186H142V183H141V184H140V183H135V182H137V181H134L133 183H132L131 181L129 182V180H130V177H129V176H132V178H133V173L135 174V172H134L135 167L137 168V171H138V168L140 167L139 165H142L141 162H142L143 160H145V157H144V159H143V155H142ZM159 154H160V157H158ZM166 154H167L168 157L166 156ZM174 154H173V155H174ZM181 154H182V156H180ZM188 154H189V156H188ZM34 155H33V156H34ZM43 155H44V156H43ZM48 155H49V156H48ZM59 155H61V156H59ZM68 155H70V154H67V156H68ZM127 155H129V156H127ZM244 155H246V156H244ZM31 156H32V155H31ZM38 156H40L39 159H37ZM47 156H48V157H47ZM54 156L56 157V155H54ZM140 156H141V157H140ZM170 156H171V157H170ZM176 156H179V157H178V160H177V157H176ZM51 157H50V160H53L54 157H52V159H51ZM111 157L114 158L113 161H112L113 158L111 159ZM131 157H130V158H131ZM188 157H189V159H188ZM203 157H204V158H203ZM69 158H70V156H69ZM130 158H129V159H130ZM170 158H171V159L173 158V159H172L173 161H171ZM174 158H175V159H174ZM180 158H182V159L180 160ZM34 159H33V161H34ZM60 159H61V158H60ZM64 159H65V158H64ZM72 159H73V157H72ZM92 159H94V160L91 161ZM110 159H111V160H110ZM131 159H132V158H131ZM183 159H184V160H183ZM186 159H187V160H186ZM68 160H69V159H68ZM86 160H87V161H86ZM95 160H97V161H95ZM127 160H128V164H127V162H126ZM137 160L139 161L138 163H140V164L137 163ZM179 160H180L181 163L179 162ZM190 160H191V162H193V163H191ZM217 160L221 161V159H219L218 157H217ZM70 161H72V160L70 159ZM85 161H86V162H85ZM94 161H95V164H94V165H96L95 167H93L94 165H92V163H93ZM111 161H112V164H111ZM118 161H119V162H118ZM124 161L126 162L125 164H123ZM159 161H160L161 166H162L163 168H165V169H163L161 166H158ZM169 161H170L171 163H170ZM176 161H177V162H176ZM184 161H185V163H184ZM87 162H89V163H87ZM91 162H92V163H91ZM107 162H109L110 164H107ZM113 162H114V163H113ZM152 162H155V164L153 163V165H152V164H151ZM251 162H252V161H251ZM90 163H91V164H90ZM121 163H122V164H121ZM165 163H168V164H165ZM182 163H183V164H182ZM253 163H255V162L253 161ZM86 164H88V165H86ZM89 164H90V166H89ZM115 164H116V167L114 166ZM137 164H138V165H137ZM177 164H178V166H177ZM181 164H182V165H181ZM191 164H193V165H191ZM57 165H60V164H57ZM84 165H86L89 169L87 170V167L84 166ZM121 165H122V166H121ZM123 165H124V166H123ZM156 165H157V166H156ZM174 165H175V166H174ZM183 165H185V166L183 167ZM189 165H190V168H188ZM54 166H56V164H54ZM91 166H92V167H91ZM179 166H180V168H179ZM186 166H187V167H186ZM191 166H192V167H191ZM194 166H195V167H194ZM90 167H91V168H90ZM97 167L99 168L98 170H96V169H94L93 171L91 170L92 168H97ZM124 167H125V168H124ZM126 167H127V168H126ZM131 167H132V168H131ZM160 167H161L163 170L160 169ZM37 168H35V170H34V173H35V174H38V173H39V172L37 171V170H39V169H37ZM116 168H117L118 170L120 169V171H118ZM166 168H167V169H166ZM40 169H41V168H40ZM52 169L55 170V171H53V172H56V169H57V168L53 167ZM122 169H123V171H122ZM127 169H128V174H127V171H126ZM130 169H131V170L133 169V170H132L133 173H132V171H131ZM169 169H170V170H169ZM180 169H181L182 172L180 171ZM183 169H184V171L190 169L191 172H189V170H188V171H187V173L189 172L188 174L186 173V171H185V173H184ZM32 170H33V169H32ZM32 170H31V171H32ZM60 170L58 169L57 171H60ZM95 170H96L97 172H96ZM110 170H111V169H110ZM116 170H117L118 172H117ZM164 170H169L168 173L165 174L166 179H165V177H163L164 174H162ZM178 170H179L178 173H182L183 175H184V174H187V176L184 175L183 178H182V177H179L180 174H177V171H178ZM36 171H37V172H36ZM39 171H40V170H39ZM65 171H66V168H65ZM70 171H71V172H70ZM94 171H95L96 173H98V172H100V173H98L97 175H95ZM135 171H136V170H135ZM137 171H136V172H137ZM141 171H142V170H141ZM156 171H157V172H156ZM159 171L162 172L161 175H162L163 178L160 177V175H159V174H160ZM84 172H85V173H84ZM107 172H108V171H107ZM107 172H106V173H107ZM124 172H125V173H124ZM139 172H140V171H139ZM164 172H166V171H164ZM172 172H173V173H172ZM31 173H32V172H31ZM34 173H32V176H34V175H33ZM56 173H57V172H56ZM58 173H57V176H56V177H59ZM140 173L143 174V171L140 172ZM169 173H170V174H169ZM174 173H175V176H174ZM193 173H194V172H193ZM142 174H141V178H142ZM171 174H172V175H171ZM76 175H79V177L76 176ZM136 175H138V173H136ZM136 175H134V176H136ZM154 175H152V177H155ZM177 175H178V176H177ZM183 175H182V176H183ZM68 176H67V178L72 179V178H70V177H68ZM143 176H144V174H143ZM191 176H192V174L189 175V177H191ZM34 177H35V178H33V183L35 182L34 179L36 180V178H38V177H36V176H34ZM65 177H66V176H65ZM76 177H77V178H76ZM120 177H121V178H120ZM172 177L174 178V179H173L174 181L171 179ZM176 177H177L178 179H180V180H178ZM67 178H66V179H67ZM135 178H136V177H135ZM138 178H139V177H138ZM141 178H140V179H141ZM181 178H182V180L184 179V180H183V183H182ZM69 179H67V180H69ZM163 179H165V180L163 181ZM185 179H186V182H185ZM72 180H73V179H72ZM157 180H158V182H157ZM171 180H172V181H171ZM176 180L180 181L179 184H178V182H177ZM69 181H70V180H69ZM175 181H176V182H175ZM188 181H189V182H188ZM36 182L39 183L38 180H37ZM36 182H35V185L33 184V189H32V191H33V192H32V195H33V199H32V200H33V203H34V205H33L34 208H35V204H36V203H35V202H36V187H35V186H36V184H37ZM138 182H139V181H138ZM156 182H157V183H156ZM161 182L164 184V186L161 185V184H162ZM172 182H173V183H172ZM174 182H175V183H174ZM134 183L137 184V185H134ZM181 183H182L183 186L186 185V186H184V187H186V189L183 188V186L181 185ZM184 183H185V184H184ZM187 183H188V184H187ZM131 184H132V185H131ZM139 184H140V185H139ZM144 184H145V185H144ZM156 184H157V186H159L160 188L157 187ZM158 184H159V185H158ZM177 184H178V186H177ZM122 185H123V186H122ZM130 185H131V186H130ZM167 185H168L169 187H171V188H170L171 190L174 188V185L176 186V188H174V189H173V192H172V191H169V188H168ZM187 185H188V186H187ZM104 186H106V185H104ZM118 186H119V188H118ZM138 186H139V188H138ZM154 186H155V187H154ZM172 186H173V187H172ZM110 187H112V186H110ZM110 187H109V188H110ZM120 187H122V188H120ZM124 187H125L124 192L128 191V193H125V196H124V199H123V192H122V195L119 194V192H121V191L123 190ZM140 187H142V189H143L142 191L140 190ZM145 187L147 188V189H146L147 191L145 190ZM150 187H151V189H149ZM189 187H190V188H189ZM107 188H108V187H107ZM126 188H128V190H127ZM154 188H158V189H156V191L154 192V190H155ZM159 189H160V191H158ZM167 189H168V190H167ZM183 189H184V190H183ZM139 190H140V192H138ZM175 190H176V191H175ZM182 190H183V191H182ZM83 191H84V190H83ZM97 191H98V190H97ZM117 191H118V192H117ZM151 191H152V192H151ZM84 192H86V191H84ZM113 192H114V193H113ZM132 192H133V194L135 195L134 197H133L132 194H131ZM142 192H144L145 194L147 193V195L142 196V198H141ZM168 192H170V193H168ZM188 192H187V193H188ZM95 193H96L97 195H96ZM138 193L141 194V195H139ZM158 193H157V194H158ZM184 193H185V192H184ZM189 193H188V194H189ZM94 194H95V195H94ZM98 194H99V195H98ZM104 194L107 196L108 204L106 203L107 201H105V200H106V196L103 197ZM109 194H110V195H109ZM129 194L135 199L136 202H133L134 200H133L132 202H130V201L127 202V200H129V199L126 198V195H127V197H129ZM159 194H158V195H159ZM166 194H165V195H166ZM175 194H178V192H176ZM100 195H101V196H100ZM112 195H113L114 197H116V198H114ZM120 195H121V196H120ZM158 195H157V197H158ZM94 196H95V197H94ZM118 196H120L121 199L119 198L120 200H118V201H117V200L114 201V202H119V203H120V204H119V203L117 204V205H118L117 208H119V209H116V208H115L116 206L113 204L114 202H112V200L117 199ZM139 196H140V198H139ZM155 196H156V195H155ZM96 197H97V199H98L99 197H100L101 199L99 198L100 200L98 199V201H96V200H97ZM108 197H110V198L108 199ZM111 197H112V199H111ZM148 197H150V196H148ZM157 197L155 198V200L157 199ZM165 197H166V196H165ZM103 198H104V199H103ZM143 198H144L145 200H144ZM158 198H160V197H158ZM92 199H93V200L95 199V201H93ZM110 199H111L112 204H113L115 207L111 206V202L109 201ZM122 199H123V200H122ZM130 199H132V198H130ZM164 199H163V200H164ZM173 199H174V200H173ZM188 199H192V193H190V196H189ZM139 200H140V204L137 203ZM166 200H167V201H166ZM99 201H105L104 203H106V206H108V205L110 204L111 207H109V206H108V207H105V204H103V202H99ZM120 201H124V202H127V203L123 204V205H124V207H123V205L121 204ZM142 201H143V202H142ZM145 201H146V202H145ZM161 201H162V204H161ZM168 201H169V202H168ZM170 201H172V202H170ZM175 201H176V203H177V206H176ZM97 203H98V204H97ZM146 203H148V204H146ZM168 203H169V204H168ZM136 204H137V205H136ZM143 204H144V205H143ZM172 204H173V205H172ZM180 204H181V203H180ZM180 204H179V205H180ZM121 205H122V206H121ZM134 205H135V206H139V205H140V207H141V205H142V207H141V208H140V207H135ZM161 205H162V206H161ZM112 207H113V208H112ZM121 207H123V208H121ZM129 207H127V209H126V212H127L128 215H129V213H128L127 210H128ZM144 208H145V209H144ZM244 208H245V209H244ZM113 209H114V212H113ZM115 209H116L117 212L115 211ZM120 209H121V210L123 209V210L121 211ZM149 209H150V211H149ZM240 209H241V210H240ZM240 209H239V207H234V208H232V209H231L230 211H228V212H221V215L219 216V218H216V219H215V221H216V228H215V229H216V230H217V229H221V226H222V225H224V224H226V223H229V222L231 221L232 217H233V214H234L235 216H241L239 213H244V214H242V215H245V216H249V215H250V216H251V215H252L253 213H255L256 211L259 212L260 209H264V204H262V205H258L257 207L254 206L253 204L245 205L244 207H243V206L240 207ZM254 209H256V210H254ZM118 210H119L120 212H118ZM140 210H141V211H140ZM35 211H36V210H33V214L35 213ZM107 211H108V212H107ZM130 211H132V209H130ZM139 211H140V213H139ZM151 211H152V212L154 211V212L152 213ZM170 211H171L172 213H171ZM173 211H174V210H173ZM242 211H243V212H242ZM103 212H102V213H103ZM115 212H116V213H115ZM105 213H103L104 218L101 220L102 223H103L102 225H103L104 227L100 225V226H98V227H99L98 230H99V232H101V231L104 232L103 229L106 228V229L108 230V234H109L110 236L107 235V233H105V232H104V233L101 232V234H99V235L97 234V235H98L97 237L100 238V239H99V238H97L96 235L94 234L95 237L99 240V243H103V245H102V244L100 245V246H101L100 249L98 248V247H100L99 244H98V241H97L96 246H95V244H94V246H93V244H92V243H95V242H92V241H91V240H92L91 237L93 238V240H95V237H94L93 234H89V236H88L89 238H85V237L81 236V237L79 238V240H77V243H82V242H83L82 244H80L81 246L75 242V243L77 244V247H78V245H79L80 247H82V248H84V249H89V248H90L89 250H92V251H94V249H95V251H97V250L99 249L101 252H100V251H97V253H99V254H94V255H96V256H94V255H93V257H92V256H89V259H86L87 261H86V260H82V261H80L79 263H76V264H103V263H105V262H106V263H110V262H111V263H114V264H125V263H126V264H129V263H134V264H183V263H186V260H188V259H187V256H188V258H189L190 255H191V257H193V255L196 253V250H195V247H196V246H194V245L192 244V242H193V240H192V238H191L192 235H188V233L191 234L192 231H191V232H188V231H187V229H188V230H189V229H192V230H193V229H194V225H193L192 222L189 220V216L186 217V214H184V217L186 218V221H184L185 218H184L183 216H181V215H183V214L179 215V217H181V219L179 218L180 221H184V222H185V223L180 222V223H183L185 227H184L183 225L180 224L181 226H180L179 229L177 228V226L179 225V224H178V223H179V222H178L179 219L176 221V218H173V216H172V218L170 217L171 219H169V220H171L172 222L175 221V223H176V225H175L174 222L172 223L171 221H169L171 224H173V227L175 226V229H173L172 231L176 230V232H177V230H180V229H181V230H180V231H181V234L179 235V233H178V234L175 233L176 235H174L173 237H169V236L165 235L167 232H168L169 235H170L171 233H173V232L171 231V229H172L173 227L171 226V224H168V222H167V221H168V218H167V217H165V218L167 219V221H165V222H163L162 218H160V219L162 220V222L159 223V225H158V223H157V222H158L157 220H156L157 222H156L155 224L152 222L151 225H152L153 227H150V225H149V228H151V229L153 228V230H151V232L153 231V234H155L156 237L153 235V236L155 237V238H154V237H151V236H152V233H151L150 231L147 230V231H148L147 234L151 233V234H149V235H151V236L149 237V235H145V234H144L146 231H143V230L141 231V229L138 228L139 226H138V227H135V226H137V224L133 221V219H135V221H137V217L134 218V216L131 215V212H130V215H129V219H128V217H126V215L124 214L125 212L123 213L124 215H122V217L125 216L126 220L124 221L125 218H121V217H120L121 219H123V220L120 221V224H115V223H114L115 220H114V222H112V223H114L115 226H113L114 224L112 225V224L110 223V218L107 217V216H105V215H104ZM109 213H110V214H111V213H112V214L115 213V214H113V215H109ZM118 213H120V214L118 215ZM132 213H134V211H133ZM143 213H144V212H143ZM150 213H151V215H150ZM164 213H163V214H164ZM246 213H248V214H246ZM116 214H117V216H115ZM138 214H139V216H138ZM166 214H167V215H166ZM171 214H172V215H171ZM236 214H239V215H236ZM34 215H36V213H35ZM98 215H99V213H98ZM133 215H134V214H133ZM141 215L144 216V219H145V220L142 219L143 217L141 218ZM154 215H153V216H154ZM159 216H160V215H159ZM161 216H163V215L161 214ZM235 216H234V217H235ZM245 216H244V217H245ZM34 217H35V216H34ZM114 217H112V220H111V221H113ZM130 217H132V219H131ZM230 217H231V218H230ZM242 217H243V216H242ZM139 218H138V219H139ZM146 218H147V217H146ZM34 219H35V226H34V228H32L33 226L31 227V228L33 229V230H31V232H33V234L31 233L32 235H35V233L37 232V220H36V217H35ZM104 219H108V221H109L108 224H109V223H110V224L108 225L107 222H106L107 220H104ZM117 219H118V220H117ZM127 219H128L129 221H127ZM166 219H164V220H166ZM172 219H173V220H172ZM174 219H175V220H174ZM130 220H131L133 223L136 224L135 226H133V228L131 227L132 222H130ZM123 221H124V222H123ZM140 221H142V223H140ZM143 221H145V222H143ZM128 222H129V223H128ZM177 222H178V223H177ZM123 223H124V225L126 224V227H128L127 225H129V224L131 223V224H130V227H131L132 229H134V228L137 229V230H135V231H137V235H135L136 232L133 234L134 230H133V232H132V234H131V235L133 236V238H134L135 241L133 240V242H132V241L129 242L130 240H132V239H130V238H132V236L130 235V233H131L130 231H132V229H131V228H126L125 226H122V227L120 228L119 225H123ZM32 224H34L33 221H32ZM160 224H161V225H160ZM165 224H166V226H168V225L171 226V227L169 228V231H167V229H168L169 226L166 227ZM219 224H221V225H219ZM107 225H108V226H107ZM133 225H134V224H133ZM155 225H156V226H155ZM162 225L165 226V227H164V230H162V229H163V226H162ZM159 226H161L162 228L159 229V228H158ZM182 226L184 227V229L182 228ZM187 226H189V228H187ZM107 227H110V230L113 231V234H112V233H109V228H107ZM112 227H113V228H112ZM147 227H148V226H147ZM147 227H144V228H147ZM101 228H102V229H101ZM117 228H118L119 230L121 229L120 232L124 235V238H125L124 240H127L126 242H124V241H123L124 243L121 242V241L123 240V236H122V235H121V236L119 235L120 237L118 236V234H119L120 232H119V230H118ZM124 228H126L127 230L124 231ZM149 228H147V229H149ZM156 228H157V229H156ZM166 228H167V229H166ZM176 228H177V229H176ZM100 229H101V231H100ZM112 229H113V230H112ZM129 229H131V230H130L129 232H126V231H128ZM138 229H139V230H138ZM142 229H143V228H142ZM165 229H166V232H163V231H165ZM116 230H117L118 232H117ZM122 230H123V231H122ZM149 230H150V229H149ZM158 230H159L160 234L157 233ZM87 231H89V229H87ZM111 231H110V232H111ZM114 231L117 232V233H116L117 235L114 234V233H115ZM138 231H139V232H138ZM140 231H141L142 233H141ZM170 231H171V233H169ZM106 232H107V231H106ZM125 232H126V233H129V235L127 234V236H131V237H127V236H125V235H126ZM154 232H155V233H154ZM161 232H162V233H161ZM174 232H175V231H174ZM178 232H179V231H178ZM187 232H188V233H187ZM121 233H120V234H121ZM140 233H141V235L143 234V235H142L143 238H142V236H138ZM156 233H157V234H156ZM164 233H165V234H164ZM185 233H186V234H185ZM214 233H216V232H210V233L208 234L209 237H211V236L214 237V236H215V235H213ZM103 234H104V235H103ZM105 234H106V235H105ZM158 234H159L160 236H158ZM91 235H93V236H91ZM144 235H145V236H144ZM171 235H172V234H171ZM171 235H170V236H171ZM90 236H91V237H90ZM104 236H105V237H104ZM157 236H158V238H157ZM189 236H190V237H189ZM35 237H36V236H35ZM110 237H111L112 239L114 238V240L112 241V240L110 239ZM117 237H119V240H121V241H118V238H117ZM121 237H122V238H121ZM148 237H149L150 239H149ZM105 238H106V241H107V242H105V240H104ZM107 238H108V239H107ZM141 238L144 240V242L141 241V240H142ZM86 239H88V241H87ZM90 239H91V240H90ZM97 239H96V240H97ZM109 239H110L112 242H114V243H112ZM115 239H116V240H115ZM152 239H153V240H152ZM89 240H90L91 242H90ZM96 240H95V241H96ZM100 240H101V241H100ZM146 240H147V241H146ZM151 240L154 241V242L157 243V244L153 243ZM175 240L177 241V243L179 242L177 245H176V241H175ZM102 241H104V242H102ZM109 241H110V242H109ZM145 241H146V242H145ZM191 241H192V242H191ZM35 242H36V241H35ZM134 242H137V243H134ZM139 242H140V243H139ZM147 242H148L149 244H148ZM170 242H172V243H170ZM190 242H191V243H190ZM104 243H105L106 245H105ZM108 243H110V244H108ZM76 244H73V247H74ZM107 244L110 245V246H108ZM111 244H112V245L115 244V246H114L115 248H112L113 246H112ZM150 244H151V245H150ZM169 244H172L171 246H174L175 249H174V248H170V245H169ZM164 245H165V246L167 245V246L165 247ZM175 245H176V247H175ZM178 245H179V246H178ZM97 246H98V247H97ZM106 246H107V247H106ZM150 246H151V248H150ZM163 246H164V247H163ZM75 247H76V246H75ZM109 247H110V248H109ZM154 247H155V248H154ZM189 247H190V248H189ZM96 248H97V250H96ZM123 248H124L125 250H124ZM138 248H139V249H138ZM156 248H158V249H156ZM176 248L178 249V251H179L180 248H183V249L180 250V251H181L180 253H178V251H177V253H176V251H175V250H177ZM101 249H102L105 253H104ZM104 249H107V250H104ZM113 249H114V250L116 249V250L113 252V251H112ZM122 249H123V250H122ZM137 249H138V250H137ZM150 249H151L153 252H152ZM193 250H195V251H193ZM240 250H242V251H240ZM240 250H239L240 256H241V257L243 256V257L240 259V260L242 261V263L239 262L240 264H243V263H244V264H257V263H260V262H261L260 264H263V263H264V254H262V253H260V252H255L253 249H250V253H248V252H249V249H246V250H248V251H246L244 248H243V249H240ZM144 251H146V252H145L146 257H142V255L144 254ZM174 251H175V253H173ZM244 251H245L246 253H248V254H245ZM253 251H254V252H253ZM106 252H110V253H106ZM111 252H112V253H111ZM129 252H130V253H129ZM133 252H135L134 254L137 255V256L139 257V259H138L137 261H131V262H130L129 259H128V257L133 256V255L131 254V253H133ZM194 252H195V253H194ZM241 252H242V253H241ZM102 253H103V255H102ZM117 253H118V254H117ZM121 253H122V254H121ZM150 253H151V254H150ZM170 253H171V255H172V253H173V254L175 255V257H173V256H172V257H171V256L169 257ZM187 253H188V254H187ZM104 254H105V255L108 254L107 256H109L110 258H109V257H108V258L105 257ZM124 254H125V255H124ZM165 254H166V255L169 254L168 256H166V257H169V258H167L168 260H164V259H162L161 256H165ZM177 254H178V256H177ZM253 254H254V255H253ZM98 255H99L100 257H103V258L105 257V258L107 259V261H109V262H107V261H103V260H105V259H103V258H101V259H102V260H101L100 257H99ZM186 255H187V256H186ZM244 255H245L246 259H247V260H245V261L243 260V259L245 258ZM258 255H259V256H258ZM111 256H112V257H111ZM143 256H144V255H143ZM148 256H149V257H148ZM152 256L156 257L157 259H153ZM248 256H249V257H248ZM252 256H253V257H252ZM94 257H95L96 259H97L98 257H99V258H98L97 260H95V259L92 260L91 258H94ZM122 257H123V258H122ZM150 257H151L152 259H151ZM159 257H160L162 260H161ZM166 257H163V258L166 259ZM247 257H248V258H247ZM111 258H112L113 260H112ZM143 258H144L145 260H144ZM252 258H253V259H252ZM99 259L102 261L101 263H100ZM108 259H109V260H108ZM124 259H125V260H124ZM158 259H159V260H158ZM248 259H249L250 261H249ZM254 259H255V260L257 259L258 261H257V260L255 261ZM88 260H90V261H88ZM116 260H117V261H116ZM163 260H164V261H163ZM251 260H252V261H251ZM96 261H97V262H96ZM146 261H147V262H146ZM236 261H237V260H236ZM187 262H188V261H187ZM239 263H237V264H239Z\"/></svg>", "mask_w": 264, "mask_h": 264}]
</instances>
